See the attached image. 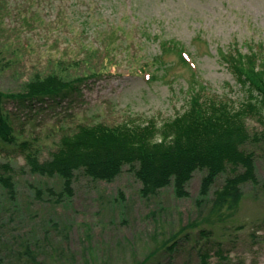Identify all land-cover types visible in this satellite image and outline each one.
<instances>
[{"label":"rangeland","instance_id":"374dc122","mask_svg":"<svg viewBox=\"0 0 264 264\" xmlns=\"http://www.w3.org/2000/svg\"><path fill=\"white\" fill-rule=\"evenodd\" d=\"M258 43L264 0H0L1 93L36 76L96 75L63 98L3 107L16 141L36 145L44 161L81 125L162 123L199 92L238 105L248 94L226 58ZM247 128L261 126L249 118ZM247 149L258 182L243 186L237 212L220 222L209 215L215 188L198 204L203 172L188 197L166 187L148 199L128 167L112 182L77 173L73 197L56 203L48 189L60 192L61 179L30 173L21 148L0 141L16 192L11 200L0 186V264H34L27 248L37 264H199L205 251L208 264H264V154Z\"/></svg>","mask_w":264,"mask_h":264},{"label":"trees","instance_id":"16d2710c","mask_svg":"<svg viewBox=\"0 0 264 264\" xmlns=\"http://www.w3.org/2000/svg\"><path fill=\"white\" fill-rule=\"evenodd\" d=\"M257 45L258 50L249 46L246 53L238 50L226 58L232 75L248 94L238 105L199 92L191 96L182 113L162 123L150 119L145 124L81 125L75 133L64 134L58 149L49 159L41 161L36 145L16 141L4 101H15L17 105L53 101L78 92V84L96 75L75 79H68L66 74L36 76L18 93L0 92V141L21 148L30 173L61 179L60 192L48 189L50 199L57 197L56 203L73 197L77 173L94 181L112 182L128 167L141 185V197L148 199L166 187H172L177 198L188 197L187 187L193 174L203 172L198 204L202 205L215 188L209 215L222 222L237 212L243 186L258 182L255 154L247 146L254 144L264 154V45ZM179 52L184 58V49L179 48ZM97 54L93 51L89 55L95 58ZM249 118H256L260 124L258 133L249 132ZM0 170V186L13 200L16 192L12 168L10 164H2ZM221 176L224 177L221 185L215 187ZM200 233L207 234L204 230ZM175 245L174 242L164 248L172 249ZM25 253L37 264L33 251L27 248ZM217 255L221 256L219 249ZM198 256L199 264H208L209 251ZM145 263L146 260L140 264Z\"/></svg>","mask_w":264,"mask_h":264}]
</instances>
